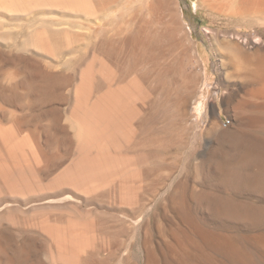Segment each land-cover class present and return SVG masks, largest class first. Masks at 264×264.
Wrapping results in <instances>:
<instances>
[{
  "label": "rangeland",
  "instance_id": "374dc122",
  "mask_svg": "<svg viewBox=\"0 0 264 264\" xmlns=\"http://www.w3.org/2000/svg\"><path fill=\"white\" fill-rule=\"evenodd\" d=\"M24 1L0 0V264H145L186 226L176 191L264 203L222 185L264 151V98L235 66L264 57V0ZM239 126L237 145L214 133ZM192 204L257 252L264 226Z\"/></svg>",
  "mask_w": 264,
  "mask_h": 264
},
{
  "label": "bare ground",
  "instance_id": "6f19581e",
  "mask_svg": "<svg viewBox=\"0 0 264 264\" xmlns=\"http://www.w3.org/2000/svg\"><path fill=\"white\" fill-rule=\"evenodd\" d=\"M27 1L29 2V0ZM102 1L104 2L105 0ZM112 1L116 0H106V4ZM24 2H26V0ZM235 62V66L242 71L241 76H244L249 81L253 82V87L249 90V94L252 92L251 94H253V96L264 98V57L258 58L253 63L252 67L248 63L246 64L237 60ZM202 80H209L206 62H204V68L202 70ZM46 89L49 90L48 88ZM202 93V90L199 91L200 98ZM200 100L196 102L195 105V110L198 114H202L204 108V102L202 99ZM257 106L264 108V103L257 104ZM241 126L234 131L219 132L218 130H215L214 133L217 138L230 139V143H236L237 145L244 140L243 132H245V129ZM247 149L244 156L238 160V164H240V166L245 164H250V166L255 165L257 169L253 172L247 173H239L236 172V170V173L234 171L233 173L231 171L233 173L231 177L232 180L225 183L223 182L224 184L222 185L230 192L250 191L258 193L260 196H264V151H260L259 149L258 151H248ZM242 178H244L245 181L242 180ZM223 186L220 185L219 187L222 188ZM173 196L174 197L171 196L173 199H170L172 200L170 206H173L174 204V213L176 212L180 224L186 226L185 228H180L177 233L173 232L174 234L171 237L172 239L170 240V243H168V241L166 242L168 243L167 245L165 244V246L162 245L159 247V252H157L158 249L156 250L155 247H153L154 250L148 246V248L145 249V264H264V234H258L249 240L247 239V245L254 246L257 252H252V254L245 253L234 246V244L230 243L227 238L223 236L224 234L222 235L219 233L220 231H213L210 226L201 222L199 217L194 213L192 202L197 204L199 209L201 208L208 212L209 215H207L209 218L216 220V222L240 224L250 228L264 226V203L261 202V204H258L257 202L252 201H241L224 194H216L215 196L209 194L206 195L204 192L194 193L189 200L187 198L185 199L184 195L179 194V191H176ZM26 254L27 252L24 255ZM91 254L93 253L91 252ZM21 256L18 254V260H20ZM25 258L28 259V256ZM19 262L23 261L20 260Z\"/></svg>",
  "mask_w": 264,
  "mask_h": 264
}]
</instances>
